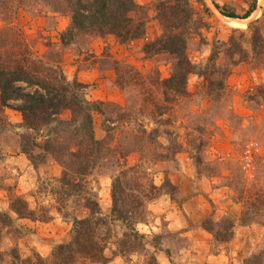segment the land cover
Segmentation results:
<instances>
[{"label":"rangeland","instance_id":"374dc122","mask_svg":"<svg viewBox=\"0 0 264 264\" xmlns=\"http://www.w3.org/2000/svg\"><path fill=\"white\" fill-rule=\"evenodd\" d=\"M50 1L0 0L3 56L7 54L4 49L12 45L3 35L4 28L11 26L16 36L19 32L27 36L28 47L35 54L56 53L66 79L81 83L86 99L125 107H135L136 91L115 84V62L149 78L169 77V54L146 55L142 51L145 43L161 33L155 9L158 0H134L139 9L132 16L144 22L143 36L122 44L110 34L91 35L76 38L69 45L60 43V34L70 23L69 15L62 8L54 11ZM189 2L194 19L186 54L197 69L210 68L204 76L189 74V115L178 126L177 122L168 127V137L175 138L182 148L175 159L155 160L152 144L138 151L131 136H122L118 131L108 141L99 116H93L95 138L111 142L120 153L127 149V166L139 165L161 188L160 194L148 203L145 221L134 226L143 239L132 242L126 235L132 231L120 222L110 225L104 249L109 257L107 264H145L150 253L158 264H246L252 255L264 250V55L233 67L224 51L219 52L215 61L207 59L213 44L223 50L229 35L238 34L232 30H242L249 37L251 22L256 23L264 39V0ZM214 4L238 17L223 15ZM248 11L249 16L241 18ZM241 45L245 54L250 55V45ZM214 65L229 70L232 67L222 78L225 88L219 96L207 84L221 79L220 73L212 71ZM69 117L68 110L59 115L60 119ZM22 125L17 111L4 108L0 112V213L5 211L15 218L11 225L0 228V264H12L8 252L13 247L22 258L33 253L48 257L54 246L70 240L72 216L88 214L84 198L80 197L68 198L64 210H56L55 191L61 184L62 164L51 154L42 153L35 158L43 151L34 143L45 137L28 136L32 131ZM62 139L69 141L67 136ZM160 139L166 144L163 137ZM24 149L31 151L26 153ZM121 168L116 164L98 167L83 179L88 191L85 197L97 199L102 216L110 212L111 180ZM16 198L25 200L36 215L46 209L50 219L16 218L10 210L15 207ZM206 218L221 225L224 219L230 220L234 224L231 238L225 243H214L202 225ZM125 241L127 246L122 245Z\"/></svg>","mask_w":264,"mask_h":264},{"label":"trees","instance_id":"16d2710c","mask_svg":"<svg viewBox=\"0 0 264 264\" xmlns=\"http://www.w3.org/2000/svg\"><path fill=\"white\" fill-rule=\"evenodd\" d=\"M50 7L54 11L62 8L70 18L69 26L60 34L62 45L72 44L79 37H103L108 34L124 44L144 34V22L132 16L139 9L134 0H51ZM214 7L227 17H238L217 4ZM155 9L161 33L153 41L145 43L142 51L146 55L169 54V77L149 78V75L143 76L133 68L117 62L112 68L118 87L127 89L130 86V89L136 91L135 107L86 99L82 93L84 86L66 79L56 53L41 56L35 54L28 47L26 35L19 32L16 36L12 33L11 26L4 28L3 35L12 45L4 49L7 52L5 56L0 52V112L4 108L17 111L21 115L22 126L27 131H32L28 136L45 137L34 143L37 149L43 151L38 152L35 158L42 153L51 154L62 164V175L59 178L61 184L55 191L56 210H64L65 202L70 197L84 198L83 206L88 210L86 216H72L70 240L54 246L48 257L43 258L33 253L22 258L17 248L13 247L8 252L12 264H107L109 257L104 254V249L109 227L114 222H120L133 232L126 234L132 242L144 238L134 230V226L145 221L148 203L160 194L161 188L153 184L149 174L138 168L139 165L127 166L126 156L129 151L123 148L120 153L108 142L111 140L109 137L118 131L122 136H131L138 151L152 144L156 151L153 155L155 160L175 159L176 153L182 148L175 138L168 137L171 136L168 127L177 122L178 126L183 117L189 115L187 104L190 92L186 87L189 74L204 76L210 68L197 69L186 54L194 19V10L189 0H158ZM250 12L241 18L248 17ZM248 30L249 37L242 30H232L238 34L229 35L227 46L223 50L221 46L213 44L208 61H215L220 51H224L229 58V66L232 67L238 62L250 63L260 54L264 55V39L256 28V23L251 22ZM244 42L250 45V55L243 50L241 44ZM214 67L215 69L211 68L212 71L220 73L221 79L213 84L208 81L207 84L219 96L220 90L225 88L222 78L230 73L232 67L230 70L228 67ZM64 110L70 112L68 119L59 118ZM94 115L99 116L108 141L95 138ZM63 136H67L69 141H64ZM23 151L27 153L31 150ZM115 164L122 168L117 170L111 180L110 212L107 216H102L97 199L85 197L88 191L83 179L95 168L112 167ZM14 206L10 210L16 218L39 221L50 219L46 209L36 215L35 210L28 208L25 200L16 198ZM14 219L5 211L1 212L0 228L11 225ZM202 225L211 234L214 243H225L233 234L234 224L228 219H224L221 225L206 218ZM122 245L128 244L125 241ZM121 249L123 251L124 248ZM145 264H158L153 253L149 254ZM246 264H264V250L252 255Z\"/></svg>","mask_w":264,"mask_h":264},{"label":"built area","instance_id":"2783aa9c","mask_svg":"<svg viewBox=\"0 0 264 264\" xmlns=\"http://www.w3.org/2000/svg\"><path fill=\"white\" fill-rule=\"evenodd\" d=\"M245 165H247V166H248V165H249V162H248V161H246V162H245Z\"/></svg>","mask_w":264,"mask_h":264}]
</instances>
